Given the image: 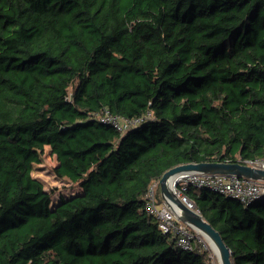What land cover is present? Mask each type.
<instances>
[{
	"label": "trees",
	"instance_id": "1",
	"mask_svg": "<svg viewBox=\"0 0 264 264\" xmlns=\"http://www.w3.org/2000/svg\"><path fill=\"white\" fill-rule=\"evenodd\" d=\"M107 109L145 117L120 132ZM50 147L59 197L19 143ZM264 157V0H0V264H212L146 210L186 162ZM232 264H264V196L187 186Z\"/></svg>",
	"mask_w": 264,
	"mask_h": 264
},
{
	"label": "built area",
	"instance_id": "2",
	"mask_svg": "<svg viewBox=\"0 0 264 264\" xmlns=\"http://www.w3.org/2000/svg\"><path fill=\"white\" fill-rule=\"evenodd\" d=\"M94 117L100 123L110 125L121 133L137 126L145 118L143 116L127 118L119 114H112L107 109H103L100 113L95 114ZM234 161L264 170V157L256 159L237 158ZM189 185L235 198L243 205H248L253 200L264 196V180L225 173H179L173 185V190L181 200L197 211L199 210L193 202L182 193V190ZM157 187L158 183L155 181L148 190L146 210L155 216L159 230L162 233H171L175 236L176 244L182 250H192L196 242H200L205 247L200 240L201 233L180 220L174 210L162 199Z\"/></svg>",
	"mask_w": 264,
	"mask_h": 264
},
{
	"label": "water",
	"instance_id": "3",
	"mask_svg": "<svg viewBox=\"0 0 264 264\" xmlns=\"http://www.w3.org/2000/svg\"><path fill=\"white\" fill-rule=\"evenodd\" d=\"M182 172H200V173H225L236 174L241 177L264 180V170L251 167L237 161L225 160H207L198 162H186L175 165L166 170L157 180L159 192L165 203L173 210L178 209L177 216L183 222L192 226L199 233L210 238L219 250L220 263L232 264L231 251L223 242L219 232L194 208L187 205L181 198L176 195L169 186L172 177Z\"/></svg>",
	"mask_w": 264,
	"mask_h": 264
},
{
	"label": "rangeland",
	"instance_id": "4",
	"mask_svg": "<svg viewBox=\"0 0 264 264\" xmlns=\"http://www.w3.org/2000/svg\"><path fill=\"white\" fill-rule=\"evenodd\" d=\"M19 147L31 175L40 180L46 190L52 191L50 197L51 206H54L59 201L60 196L70 197L81 192L80 187L71 185L54 174V167L57 165V161L55 156L50 152L49 146H44V150L39 152L32 142L22 141L19 143ZM157 191L159 192V187H157ZM206 249L209 251L211 263L217 264L207 244Z\"/></svg>",
	"mask_w": 264,
	"mask_h": 264
},
{
	"label": "bare ground",
	"instance_id": "5",
	"mask_svg": "<svg viewBox=\"0 0 264 264\" xmlns=\"http://www.w3.org/2000/svg\"><path fill=\"white\" fill-rule=\"evenodd\" d=\"M177 177H178V174H177L176 176L172 177V179H170V181H169V186H170V188H171L172 184H173L174 182H176ZM189 206H191V205H189ZM174 212L177 213V212H178V209H174ZM200 240H201V242L205 245V247H206V244H207L208 249H209L210 252L212 253L213 257L216 259L217 264H221V263H220V254H219V250H218V248L215 246V244L212 242V240H211L210 238L206 237V236L203 235V234H200Z\"/></svg>",
	"mask_w": 264,
	"mask_h": 264
}]
</instances>
